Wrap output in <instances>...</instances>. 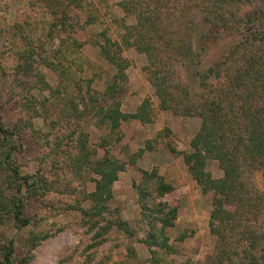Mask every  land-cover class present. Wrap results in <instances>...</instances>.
Returning <instances> with one entry per match:
<instances>
[{
	"label": "rangeland",
	"instance_id": "374dc122",
	"mask_svg": "<svg viewBox=\"0 0 264 264\" xmlns=\"http://www.w3.org/2000/svg\"><path fill=\"white\" fill-rule=\"evenodd\" d=\"M55 1L0 0V116L6 121H19L28 114L27 107H32L34 127L18 123L24 147L15 162L41 179L39 184L44 187L29 201V226L18 229L7 225L1 229L16 242L12 264H23V257L30 254L27 264H59L61 260L65 264H98L112 254L122 264H150L149 245L142 241L147 226L143 228L140 223L142 207L134 183L141 182L143 170L153 169L174 186L163 200L178 206L175 224L166 229L175 252L158 249L161 261L155 264H231L227 258L237 260L241 240L233 236L231 241H222L223 248L218 249V235L211 231L209 222L214 193L202 192L184 159L183 152L191 151L202 119L161 109L151 76L156 64L134 43L139 35H131V43H126L129 27L139 21L137 10L128 13L121 0H68L72 2V27L51 38L49 32L55 25L49 4ZM137 6L158 26L159 35L153 41L157 46L155 58L171 70L172 82H180L182 89L188 90H176L178 100L188 103L204 97L222 79L212 75L204 81L195 78L192 71L205 72L203 69L221 63L238 42L239 35L230 23L238 15L264 8V3L221 8L211 0H141ZM155 29H149V33L156 34ZM167 38L178 46L191 45L197 62L183 64L178 48L164 45ZM107 39L112 49L119 50L130 62L122 110L135 112L148 99L153 119L123 121L120 141L110 147L111 154L128 164L113 185L109 206L114 210L112 217L126 220L131 230L114 225L104 235L105 242L98 244L93 243L99 239L90 230V217L81 210L91 207L85 196L95 188V175L79 171L75 158L82 132L88 134L97 156L105 152L101 138L108 128L98 124L94 112L84 113L83 96L89 101L90 88L102 92L116 72L100 54L99 44ZM77 42L82 45L77 46ZM207 169L216 178L223 175L216 159L208 160ZM247 175L252 186L264 191L261 172ZM256 225L259 233L264 232V212ZM32 235L38 236L35 247H31ZM221 256L226 259L224 263Z\"/></svg>",
	"mask_w": 264,
	"mask_h": 264
},
{
	"label": "trees",
	"instance_id": "16d2710c",
	"mask_svg": "<svg viewBox=\"0 0 264 264\" xmlns=\"http://www.w3.org/2000/svg\"><path fill=\"white\" fill-rule=\"evenodd\" d=\"M56 0L49 4L52 10L51 38L58 36V32H68L72 2ZM75 2V0H72ZM215 5L225 8L232 5L264 3V0H211ZM73 2V3H74ZM141 0H121L120 5L129 13L137 10L138 23L129 27L126 43L130 44V36L137 34L134 42L140 50L147 53L150 61L156 64L152 72V84L155 93L160 99V107L171 110L176 114L197 115L202 119L198 133L191 141V151L183 152L185 163L192 177L196 180L204 194L214 193L213 209L210 214V229L218 235L222 249V241L232 240L237 236L241 244L238 259L221 256V262L231 264H264V232L257 228L256 223L264 212V191L252 186L248 173L261 172L264 176V8L255 10L233 19L232 27L238 33V42L231 46L221 63L207 69H195L194 77L204 81L214 75L222 78L218 84L212 85L208 93L197 100L183 103L178 100L176 90L182 89L180 82L171 81V70L166 69L155 58L157 46L153 42L159 35L158 26L151 16H144L145 11L137 6ZM134 9V10H133ZM148 14V13H147ZM57 21V22H55ZM155 29L156 34H150L149 29ZM74 30V29H73ZM146 39L147 42L145 41ZM82 45L77 42V46ZM100 45L101 56L116 68L111 81L102 92L88 91L89 101L85 95L84 113L94 112L98 117V124L108 128V133L101 139V146L105 151L97 156L96 149H92L88 134L82 132L77 140V156L75 163L79 171L87 170L95 175V188L87 193L86 199L91 207L82 209V213L90 218V230L95 231L93 243H103L104 235L112 226L124 227L131 230L126 220L113 218L110 202L113 199V185L119 178V173L125 170L128 162L121 160L110 152V147L118 143L121 138L120 126L123 121L140 119L150 122L153 119L149 100L135 112L122 110V94L127 82L126 70L130 65L128 59L120 54L119 50L112 49L110 39ZM168 48H178L183 64L197 62L192 46L188 44L176 45L170 39L164 40ZM180 47V48H179ZM50 64H52L50 62ZM206 84V82H205ZM188 93L187 89H182ZM95 93H98L97 95ZM32 107H27V113L21 116L20 122H27L25 126H33L35 115ZM29 113H31L29 115ZM31 117V119H30ZM0 116V264H12L15 259V239L8 238L1 232L7 225L21 229L30 225L27 209L29 201L42 193L41 179L25 172L19 163L15 162L17 155L24 147L21 141L19 121H6ZM3 148V152L1 149ZM175 154L177 150L170 145ZM216 159L223 175L216 178L207 169L208 160ZM132 159V158H131ZM134 162V159L131 160ZM39 180V181H38ZM142 207L140 223L147 226L144 241L149 245L152 258L148 261L155 264L161 261L158 249L167 253H174L175 247L171 244L166 229L175 224L178 206L163 200L166 194L174 190L171 182L160 175L156 169L143 170L140 183H134ZM106 215V216H105ZM105 222V223H104ZM232 233V234H230ZM235 233V235H233ZM182 235L181 238H183ZM263 236V237H262ZM31 247L38 243V236L30 238ZM227 244V243H226ZM157 248H152V246ZM223 252V250H222ZM227 254V252H224ZM32 255V254H30ZM29 256L21 260L27 264ZM220 255H223L220 254ZM228 255V254H227ZM88 254V260H89ZM219 256V255H218ZM87 260V261H88ZM59 264H65L63 260ZM98 264H122L113 258V254L104 258Z\"/></svg>",
	"mask_w": 264,
	"mask_h": 264
}]
</instances>
